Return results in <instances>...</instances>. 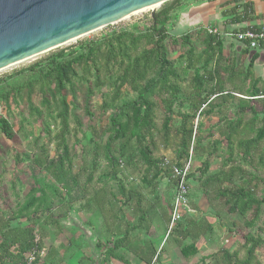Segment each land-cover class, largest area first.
Returning <instances> with one entry per match:
<instances>
[{
  "label": "trees",
  "instance_id": "1",
  "mask_svg": "<svg viewBox=\"0 0 264 264\" xmlns=\"http://www.w3.org/2000/svg\"><path fill=\"white\" fill-rule=\"evenodd\" d=\"M179 7L180 0H173L169 5L163 6L155 13L144 32L113 33L88 43L81 51H70L66 54L61 50L51 55L45 63H35L29 69L33 71L29 80L11 90V93L1 96L5 105H9L10 101L14 104L18 101L24 102L31 117L35 115L41 118L44 112H49L51 103L58 107L59 128L53 137L55 155L50 158L42 147L40 154L33 159L34 167L41 177H34L33 187L17 211L16 218H26L31 222L38 214L46 215L44 222L55 226V233L60 234L61 227L53 219L52 211L58 204H64L67 199L69 203L85 199L84 193L70 197L81 188L78 174H74L72 170V150L68 142L70 111L65 94L69 90L73 94L75 85L85 87L86 104L94 95V90L101 92L102 89H106L105 93H100L101 108L103 112L112 110L113 114L103 130L105 142H94L92 152L94 157L100 155L110 168L108 179L117 181V176L123 168L120 160L122 158L126 159V166L129 167H135L136 162L142 163L144 172L141 181L147 188L154 190L157 180L170 179L174 186L172 199L170 203L163 200L164 212L166 211L167 215L166 227L169 224L168 211L176 188L172 170L182 169L189 160L191 163L189 153L197 155L201 148L202 139L197 137V131H194L193 127L195 118H208L215 114L221 116L222 124L218 125L216 131L226 144L225 152L228 159L237 156L247 164H254L256 160V167L264 169V77H254L252 64L255 55L246 66L239 59L225 56L222 40L215 34L208 33L206 29L193 30L173 39L172 46H179L183 50L178 60L193 73L190 93L184 95L180 85L183 79L168 59L165 45L168 40L166 26L170 21V14ZM232 21L240 22L239 19ZM193 42L202 45L200 52L196 51ZM235 94L244 99H235L233 96ZM33 96L40 97L38 108L32 102ZM232 100L238 101L236 113L233 118L223 119L222 111ZM184 101L190 104V111L193 114L181 115L174 162L162 161L154 156L157 150L155 136L157 133L160 134L164 146L170 144V115L174 106ZM256 103L261 106L259 111L254 106ZM159 106L165 116L158 130L155 113ZM85 114L89 118L93 117L88 105ZM246 116L248 119H245ZM75 122L78 130L80 123L77 119ZM0 136L9 142L15 138L11 124L1 117ZM218 144H220L218 141L213 142L211 151H206L207 156L216 153ZM201 167L200 176H205L209 167L208 160H205ZM235 174L240 175L241 179L237 187L231 189L217 187L212 191L213 194L219 199H224L223 206L227 214L241 217L249 214V219L244 223L245 228L257 229V223L262 216L264 227L263 178L240 168L230 167L228 172L220 171L216 175L205 177L201 183L202 188L206 189L211 182L217 184L231 182ZM187 178L189 181L192 178L191 169ZM91 181L92 177L89 176L86 182L89 184ZM259 188L263 195L257 198L256 192ZM119 189L121 195H124L123 187L120 186ZM81 191H85L84 188H81ZM61 192H64L65 197H61ZM105 194L104 189L95 190L92 203L102 213L107 233L116 239L113 246L103 252L102 263L107 264L112 259L126 263L116 252L126 246L131 229H125L122 234H116V231L112 230L115 218L108 216L111 212ZM136 196V210L139 212V220L144 223L146 210L144 211L141 206L139 195ZM89 203L88 201L85 205L88 206ZM189 210L193 212L190 206ZM166 215L164 213V216ZM64 216L66 213L62 215ZM183 219L184 217L171 230L178 237L175 248L179 249L184 259H188L197 254V238L205 236L210 227L201 229V224L195 221H188L182 225ZM32 227L6 226L0 233V253H17L9 256L10 264H27L30 254L34 255L31 264L38 263L40 253L44 249L42 243L44 235L40 234L37 237ZM257 232L264 235L262 228L257 229ZM168 237L169 235L164 243ZM69 243L73 245L72 241ZM152 247L139 255L138 258L143 264H150L156 256ZM259 248L264 250V236L247 234L242 245L244 251L242 259L238 258L237 253L230 254L227 251H223L220 259L225 264H260L255 255ZM25 255L27 257H24Z\"/></svg>",
  "mask_w": 264,
  "mask_h": 264
},
{
  "label": "rangeland",
  "instance_id": "2",
  "mask_svg": "<svg viewBox=\"0 0 264 264\" xmlns=\"http://www.w3.org/2000/svg\"><path fill=\"white\" fill-rule=\"evenodd\" d=\"M172 1L161 5L155 13L163 6L169 5ZM180 1H182L184 7H179L170 14V21L166 26L168 40L165 45L168 59L174 64L177 72L183 79L180 83L182 93L188 95L191 90L190 85L193 73L185 68L183 62L178 60L183 50L179 46H172L171 42L173 39L193 30L178 32L175 24V13L180 11V13L185 14L189 6L195 5L200 0ZM150 21L149 11L131 15L120 22L99 28L76 39L74 42L0 72V117L11 124L15 133V138L11 142L0 136V233L4 231L6 226L10 228L33 226L32 229L36 236L40 234L44 235L42 240L44 249L37 264H49L47 262L49 257L53 259L50 260V264H103V252L113 246L116 237L113 238L107 233L103 215L92 203V196L97 189H104L106 192L105 197L108 199V206L111 212V215L108 214V216L115 218L112 230L116 231V234H122L125 229H131L126 246L116 252L127 264H143L138 257L146 253L152 246L155 249L156 256L150 264H225L220 259L223 251H227L230 254L237 253L238 258L242 259L244 257L242 249L244 237L247 234L264 236L262 233L257 232V229L262 228L264 230L262 225L263 216L257 223V229L249 230L244 226V223L249 219V214L245 217L227 214L226 208L223 206L224 199L217 198L212 192L217 187L225 189L237 187L241 182L240 175L235 174L231 182L221 184L211 182L206 189H203V185L201 184L205 177L216 175L220 171L228 172L230 167L240 168L247 173L254 174L263 179L264 169L256 167V160L253 162L254 164H247L237 156L228 159L225 152L226 144L216 131L218 125L222 124L221 116L215 114L208 118H195L193 120L194 131H197V137L202 139V143L197 155L189 153L192 159V178L189 181L188 199L193 214L184 216V221L181 224L195 221L201 224V229H205L206 226H209L210 229L206 232L204 240L201 241L200 239L196 243L199 255L188 259L181 258L177 249H175V241H178V237L174 235L172 230L168 231V227H166L167 215L166 211L164 212L163 206V200L170 203L172 199L174 192L173 184L170 179L161 178L157 180L154 190L147 188L141 181L144 172L142 163L136 162L135 167H129L126 166V159L124 158L120 159L123 168L117 176V181L107 178L111 172L110 168L100 155L94 157L92 147L96 141L105 142L106 136H103V130L107 127L113 111H102V97L100 93H105V88L101 92L94 90V95L89 103L86 104L85 87L78 85L74 86L73 94H71L70 90L65 93L70 111V137L68 142L72 150L73 173L78 174L80 187L84 188L85 191H81L80 188L75 193L73 192L70 197L84 193L85 199L73 203H69L67 199L64 204H58L57 208L52 211L53 219L61 227L60 235L55 233V226L44 222L46 215L38 214V216L32 218L31 222L26 218H16L17 211L24 203L27 193L33 187L34 177H41L38 170L34 167L33 159L40 154L42 147L45 148L50 158L55 155L53 137L59 128V121L57 119L58 107L54 103H51L49 112H44L41 118L35 115L31 117L28 115L24 102L18 101L17 104H14L10 101L9 105H5L1 96L11 93V90L29 80L33 72L29 69L35 63H45L49 56L61 50H64L66 54L70 53V51H81L88 43L113 33L123 31L133 33L144 32L149 27ZM193 44L197 52L202 50V45L199 42H193ZM239 61L244 66L248 62L247 57H242ZM227 90L229 91V89ZM233 96L236 97L235 99H244V97L237 94ZM127 98H130V96H127ZM32 102L38 108L40 97L33 96ZM87 105L93 115L92 118H89L85 114ZM237 105V100L229 101L222 111V118H233ZM254 106L257 111L261 109L259 103L254 104ZM39 109L41 110L40 107ZM192 114L188 102L184 101L174 106L169 124L170 144L164 146L162 137L157 133L155 136L157 148L154 153L155 157L162 161L174 162L175 143L181 125V115ZM164 116L165 113L159 106L155 113V122L158 130L162 125ZM75 119L80 123L78 130ZM245 119H248V116ZM214 141L220 143L218 144L217 151L215 154L207 156L206 151H211ZM205 160L209 162L208 172L205 176H200L201 165ZM89 176L92 177V181L87 184L86 181ZM120 186L124 189V195H121ZM260 190L259 188L256 192L257 198L263 195ZM136 195H139L138 198L141 199V206L144 211L146 210V216L144 214L146 221L144 223H141L139 220V212L136 210ZM61 197H65L64 192H61ZM128 198L129 200L126 202ZM88 201L90 203L87 206L85 203ZM64 213H66V216L62 217ZM164 213L166 216H164ZM168 235L167 242L164 243ZM68 239H72L73 242L81 245L79 252L82 255L74 256V252L69 249L57 247V245L67 243ZM79 241L87 242V245H83ZM89 242H93V244H89ZM96 242L100 243L103 248L102 253H94ZM188 242L186 241V243ZM54 252L57 254L56 256ZM16 254V252H9L8 254L0 253V259L2 260L0 264H10L8 262L9 256L12 257ZM255 255L257 261L260 264H264L263 248L257 249ZM24 257H27V255ZM19 261L22 260L19 259ZM126 263L112 259L107 264Z\"/></svg>",
  "mask_w": 264,
  "mask_h": 264
},
{
  "label": "water",
  "instance_id": "3",
  "mask_svg": "<svg viewBox=\"0 0 264 264\" xmlns=\"http://www.w3.org/2000/svg\"><path fill=\"white\" fill-rule=\"evenodd\" d=\"M171 0H0V69Z\"/></svg>",
  "mask_w": 264,
  "mask_h": 264
},
{
  "label": "crops",
  "instance_id": "4",
  "mask_svg": "<svg viewBox=\"0 0 264 264\" xmlns=\"http://www.w3.org/2000/svg\"><path fill=\"white\" fill-rule=\"evenodd\" d=\"M180 5L181 8L184 7L182 1H180ZM187 10L185 14L180 13V11L175 13V24L178 32L188 31L190 29H206L207 31L220 34L218 38L222 40L225 56H231L235 59L247 57V61L249 62L253 55H255L252 64L254 77L261 78L264 76V47L261 46L259 49L252 51L239 44L232 37V35L246 30H264V0H200L195 5L189 6ZM234 19H239L240 22L235 23L232 21ZM190 214H193V212H189L188 215ZM204 237L200 236L197 238V241L200 239L201 241L204 240ZM70 241L72 239L67 241V243L57 245V247L60 249H69L74 252V256L82 255L79 252L81 245L73 241V245H71L69 243ZM83 241L79 242L87 245V242L85 243ZM93 242H89V244H93ZM102 252L103 248L100 243L96 242L94 253L98 254ZM177 252L181 256L179 249H177ZM196 255L198 256L199 254L197 253ZM196 255L193 257H196ZM181 258L183 257L181 256ZM50 260L53 259L49 258V264L51 263Z\"/></svg>",
  "mask_w": 264,
  "mask_h": 264
},
{
  "label": "built area",
  "instance_id": "5",
  "mask_svg": "<svg viewBox=\"0 0 264 264\" xmlns=\"http://www.w3.org/2000/svg\"><path fill=\"white\" fill-rule=\"evenodd\" d=\"M210 34H215L217 37L220 34L212 31H208ZM232 37L241 45L247 47L249 50H257L261 46L264 47V30L253 31L246 30L243 32H238ZM191 163L190 160L184 165L182 169L174 168L172 170V176L175 179V194L173 196L169 214V224L168 231H170L173 226L179 223L184 216L189 214V180L188 175L190 173ZM34 261V255L30 254L27 259V264H31Z\"/></svg>",
  "mask_w": 264,
  "mask_h": 264
},
{
  "label": "bare ground",
  "instance_id": "6",
  "mask_svg": "<svg viewBox=\"0 0 264 264\" xmlns=\"http://www.w3.org/2000/svg\"><path fill=\"white\" fill-rule=\"evenodd\" d=\"M155 7H156V6H155ZM155 7L147 8V9H144V10H141V11H138V12H135V13H133V14H131V15H134V14H137V13H140V12H144V11H149V12H151L152 10L155 9ZM131 15H128V16L122 18V19L116 20V21H114V22H112V23H110V24H114V23L120 22V21H122L123 19H126V18H128L129 16H131ZM110 24H109V25H110ZM107 26H108V25H107ZM101 28H102V27H101ZM98 29H99V28H98ZM95 30H97V29H95ZM95 30H93V31H95ZM91 32H92V31H91ZM91 32H88V33H86V34H89V33H91ZM86 34H83L82 36H84V35H86ZM82 36H80V37H82ZM80 37H77V38H75V39L69 40V41H67V42L64 43V44L59 45L58 47H61V46L66 45V44H68V43L74 42L76 39H78V38H80ZM58 47H57V48H58ZM54 49H56V48H54ZM52 50H53V49H52ZM44 53H47V52H44ZM44 53H41V54H39V55H42V54H44ZM39 55H37V56H39ZM34 57H36V56H34ZM34 57H32V58H34ZM32 58H30V59H32ZM28 60H29V59H28ZM25 61H27V60H25ZM23 62H24V61H23ZM20 63H22V62H20ZM20 63H17V64H20ZM17 64H14V65H11V66H9V67H5V68H3V69H0V72H1V71H5V70H7V69H9V68H11V67L17 65Z\"/></svg>",
  "mask_w": 264,
  "mask_h": 264
}]
</instances>
